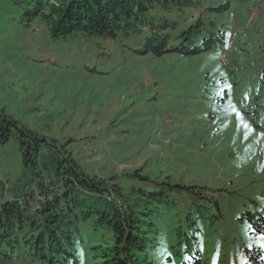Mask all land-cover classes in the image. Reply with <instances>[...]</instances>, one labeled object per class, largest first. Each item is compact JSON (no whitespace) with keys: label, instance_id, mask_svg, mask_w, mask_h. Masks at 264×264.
I'll return each mask as SVG.
<instances>
[{"label":"rangeland","instance_id":"374dc122","mask_svg":"<svg viewBox=\"0 0 264 264\" xmlns=\"http://www.w3.org/2000/svg\"><path fill=\"white\" fill-rule=\"evenodd\" d=\"M38 6L0 0V109L122 187L146 246L139 264H248L253 247L264 258L249 218L264 216V0L155 8L114 39L53 37ZM188 29L198 54L142 55L147 38ZM21 173L13 134L0 142V179ZM91 225L80 264H102L113 245ZM29 261L20 251L12 264Z\"/></svg>","mask_w":264,"mask_h":264},{"label":"trees","instance_id":"16d2710c","mask_svg":"<svg viewBox=\"0 0 264 264\" xmlns=\"http://www.w3.org/2000/svg\"><path fill=\"white\" fill-rule=\"evenodd\" d=\"M196 0H37L46 5L53 37L81 33L114 39L118 32L146 25L155 8L190 7ZM40 3V4H39ZM191 29L179 39L149 37L142 55H196ZM174 41V42H173ZM15 134L22 173L13 184L0 179V264H12L20 251L34 264H80L85 223L111 233L113 245L98 254L102 264H139L145 251L137 211L122 203V187L86 174L66 146L21 126L0 109V142ZM256 234L264 235V216L249 215ZM85 222V223H84ZM97 229V230H98ZM248 264H264L259 248L246 250Z\"/></svg>","mask_w":264,"mask_h":264}]
</instances>
